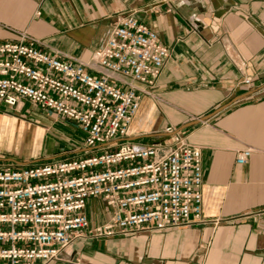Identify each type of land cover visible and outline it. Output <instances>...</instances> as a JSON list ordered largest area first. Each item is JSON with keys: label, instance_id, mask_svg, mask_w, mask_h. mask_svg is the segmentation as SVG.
Instances as JSON below:
<instances>
[{"label": "crops", "instance_id": "obj_1", "mask_svg": "<svg viewBox=\"0 0 264 264\" xmlns=\"http://www.w3.org/2000/svg\"><path fill=\"white\" fill-rule=\"evenodd\" d=\"M127 15L152 30L170 53L121 141L179 134L198 147L201 220L122 238L83 234L45 264H264V0H0V42L15 43L24 34L44 54L85 64L108 41L113 21ZM85 71L98 75L90 67ZM246 77L250 83L244 85ZM39 118L73 126L82 144L71 153H57L49 142L44 148V133L23 121ZM6 131L18 134L16 143L3 141ZM38 135L34 149L20 146L34 144ZM244 149L252 154L238 166L235 155ZM95 152L84 146L77 125L52 112L26 102L18 110L0 106V169L20 171ZM83 213L89 230L108 219L99 198L88 200ZM93 214L101 221L92 225Z\"/></svg>", "mask_w": 264, "mask_h": 264}, {"label": "built area", "instance_id": "obj_2", "mask_svg": "<svg viewBox=\"0 0 264 264\" xmlns=\"http://www.w3.org/2000/svg\"><path fill=\"white\" fill-rule=\"evenodd\" d=\"M112 24L108 41L85 64L44 54L24 34L0 42V106L18 110L26 102L52 112L77 125L84 146L96 150L84 159L0 169V264L58 260L83 234L122 238L200 223L201 150L179 134L121 141L170 52L132 15ZM89 67L98 75L88 74ZM244 68L238 65L241 74ZM251 154L240 150L234 163L246 165ZM93 198L103 202L108 219L89 230L83 210Z\"/></svg>", "mask_w": 264, "mask_h": 264}, {"label": "rangeland", "instance_id": "obj_3", "mask_svg": "<svg viewBox=\"0 0 264 264\" xmlns=\"http://www.w3.org/2000/svg\"><path fill=\"white\" fill-rule=\"evenodd\" d=\"M24 122L31 124L32 126L38 127V129L44 133L45 141L46 143L43 144L44 148L45 146L48 145V142L53 145V148H57L56 150L57 153H71L73 150L77 149L81 144L82 140L80 135H78L77 129H75L73 126L70 125H65L64 122L58 123V122H50V121H44L43 119H23ZM39 130H36L39 133ZM6 136H4L3 141L8 143V144H13L16 143L15 138L18 136L17 133H8L6 131L5 133ZM40 135V133H39ZM37 136V138L34 140V144H20L22 145L23 148L25 149H34L35 146L39 145L40 142V136ZM29 136V135H28ZM29 141H31V137L28 138ZM32 142V141H31ZM65 148V149H64ZM43 153V148L40 150L41 154ZM101 221V218L99 215H94L92 216L91 222L92 225L93 223H99Z\"/></svg>", "mask_w": 264, "mask_h": 264}, {"label": "bare ground", "instance_id": "obj_4", "mask_svg": "<svg viewBox=\"0 0 264 264\" xmlns=\"http://www.w3.org/2000/svg\"><path fill=\"white\" fill-rule=\"evenodd\" d=\"M5 136H6V135H5ZM29 137H31V136H28V135H26V134H24V133H23V135H22V138H23L24 140H25V138H29ZM27 140H29V139H27ZM27 140H26V141H27ZM30 140H32V138H31ZM24 142H25V141H24ZM24 142H23V143H24ZM27 142H28V141H27ZM28 144H29V143H28Z\"/></svg>", "mask_w": 264, "mask_h": 264}]
</instances>
